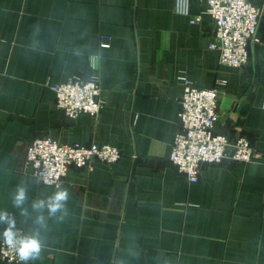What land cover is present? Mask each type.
Returning <instances> with one entry per match:
<instances>
[{"label": "crops", "instance_id": "1", "mask_svg": "<svg viewBox=\"0 0 264 264\" xmlns=\"http://www.w3.org/2000/svg\"><path fill=\"white\" fill-rule=\"evenodd\" d=\"M252 3L256 40L233 68L209 48L205 0H0V214L43 245L35 260L0 264H264V0ZM91 77L99 114L67 117L52 87ZM184 80L223 82L214 132L249 141V162L204 164L194 183L177 172L169 156ZM43 137L121 157L47 185L24 163ZM21 184L27 200L16 207ZM58 190L69 193L67 215L45 209L40 227L31 205ZM7 228L0 222V237Z\"/></svg>", "mask_w": 264, "mask_h": 264}, {"label": "built area", "instance_id": "2", "mask_svg": "<svg viewBox=\"0 0 264 264\" xmlns=\"http://www.w3.org/2000/svg\"><path fill=\"white\" fill-rule=\"evenodd\" d=\"M206 12L212 18V42L221 65L239 68L248 60V45L255 34L262 15L252 0H205ZM199 18H194L196 22ZM198 88L184 80L179 100V127L172 142L170 163L190 183L197 181L204 164L224 161L249 162L253 157L250 142L243 137L229 139L214 132L219 114L218 86ZM56 107L74 119L81 114L97 116L102 104L96 77L88 80L73 78L52 87ZM121 157L118 149L104 144L66 145L50 137L34 139L27 146L25 170L29 176L47 185L59 186L69 167L90 168L95 162L106 165ZM16 238L26 236L22 228H13ZM0 260L6 263L22 262L16 248L7 242L4 232L0 237Z\"/></svg>", "mask_w": 264, "mask_h": 264}, {"label": "clouds", "instance_id": "3", "mask_svg": "<svg viewBox=\"0 0 264 264\" xmlns=\"http://www.w3.org/2000/svg\"><path fill=\"white\" fill-rule=\"evenodd\" d=\"M68 199L69 193L67 190H58L48 197L47 200L41 199L34 201L31 207L33 211L39 213L35 218V223L40 227H46V220L43 215L45 209L47 210L49 217H55L57 213L67 215L66 203ZM26 200L27 192L25 187L21 184L17 187L14 193V206L22 207ZM22 214L27 215V209H22ZM0 222H6L8 224L4 236L9 245L16 248L21 261L27 262L39 258L43 247L39 232L33 235L22 236L17 239L16 234L12 231L15 227L14 220L8 218L5 214H0Z\"/></svg>", "mask_w": 264, "mask_h": 264}]
</instances>
